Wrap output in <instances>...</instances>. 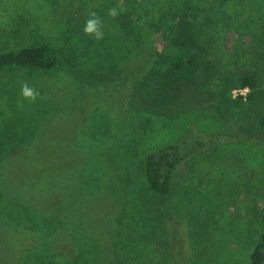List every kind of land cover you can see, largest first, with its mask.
Here are the masks:
<instances>
[{"label":"rangeland","instance_id":"obj_1","mask_svg":"<svg viewBox=\"0 0 264 264\" xmlns=\"http://www.w3.org/2000/svg\"><path fill=\"white\" fill-rule=\"evenodd\" d=\"M170 6L208 28L224 69L264 88V0L137 1L148 20ZM124 8L0 0L1 51L42 42L59 58L48 72L0 70V151H19L0 164V264H250L264 230V133L203 152L169 194L151 190L149 154L245 120L213 106L135 104L156 44L127 35ZM92 12L101 40L84 32ZM25 82L40 94L34 103L21 95Z\"/></svg>","mask_w":264,"mask_h":264},{"label":"trees","instance_id":"obj_2","mask_svg":"<svg viewBox=\"0 0 264 264\" xmlns=\"http://www.w3.org/2000/svg\"><path fill=\"white\" fill-rule=\"evenodd\" d=\"M122 1L126 3L121 14L127 12L122 20L127 35L145 33L156 44L153 65L136 82V96L132 98L135 104L156 110L176 105L185 109L213 106L245 120L244 125L234 123L229 129L210 134L191 132L188 138L149 154L145 162L147 183L154 192L167 195L178 171L203 152L222 144L242 142L255 128L264 133V88L255 75L238 74L219 64L210 31L193 13L170 6L166 15L148 20L144 11H137L138 0ZM58 65V53L47 43L0 50V70L16 67L48 72ZM244 88L251 91L246 99L241 94L233 97V90ZM18 152L1 150L0 164ZM263 263L264 230L250 260V264Z\"/></svg>","mask_w":264,"mask_h":264},{"label":"clouds","instance_id":"obj_3","mask_svg":"<svg viewBox=\"0 0 264 264\" xmlns=\"http://www.w3.org/2000/svg\"><path fill=\"white\" fill-rule=\"evenodd\" d=\"M119 13L115 8L109 9L108 15L116 17ZM102 23L95 12L90 14V18L86 21L84 32L86 35L94 36L96 40L103 39ZM21 95L27 99L29 102L34 103L37 97L40 95L39 92L33 88L29 87L27 82L22 84ZM23 107V105H21Z\"/></svg>","mask_w":264,"mask_h":264},{"label":"built area","instance_id":"obj_4","mask_svg":"<svg viewBox=\"0 0 264 264\" xmlns=\"http://www.w3.org/2000/svg\"><path fill=\"white\" fill-rule=\"evenodd\" d=\"M248 89L249 88H244L245 91H243L242 89H235V90L232 91L233 96L236 97L238 94L246 95L247 94L246 92H247Z\"/></svg>","mask_w":264,"mask_h":264}]
</instances>
